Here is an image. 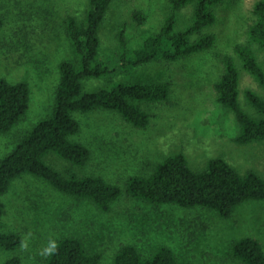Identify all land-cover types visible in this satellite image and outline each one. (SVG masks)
Segmentation results:
<instances>
[{
    "label": "rangeland",
    "instance_id": "rangeland-1",
    "mask_svg": "<svg viewBox=\"0 0 264 264\" xmlns=\"http://www.w3.org/2000/svg\"><path fill=\"white\" fill-rule=\"evenodd\" d=\"M257 0H222L217 21L207 30L218 34L212 49L176 60L159 57L144 65L116 68L114 75L85 80L86 90L125 81L171 82L168 99L146 104L151 122L140 128L117 110L99 107L75 111L80 131L71 136L91 149L84 166H72L50 153L46 161L59 169L79 175L97 174L122 186V194L101 210L90 199L58 190L44 178L25 173L16 178L7 192L0 194L2 228L18 232L27 242L8 250L0 246V264L19 255L22 264H45L40 252L50 240L66 235L82 238L91 252L100 251V264H115L113 258L123 243H134L144 255L159 245L172 247L179 264H244L231 255L234 241L252 236L264 247V200L249 199L228 216L206 207L156 204L138 199L126 190L133 174H148L155 162L168 154L183 151L194 168H203L209 159L226 158L237 170H256L264 176V140L239 144L234 137L240 124L234 112L217 100L216 83L224 65L222 53H233L236 42L248 38ZM87 0H0L4 24L0 27V76L10 81H27L31 87L30 107L8 132L0 134V160L40 118L52 113L60 79L59 64L72 56L66 35L68 14L83 16ZM169 0H119L111 7L102 27V48L109 58L118 51L120 27L128 23L130 44L142 43L156 34L170 12ZM190 5L181 11L175 31L186 28ZM143 10V23L133 20V12ZM192 20V19H191ZM264 63V51L259 50ZM240 66V100L246 87L264 94V87ZM145 106V107H146Z\"/></svg>",
    "mask_w": 264,
    "mask_h": 264
},
{
    "label": "trees",
    "instance_id": "trees-1",
    "mask_svg": "<svg viewBox=\"0 0 264 264\" xmlns=\"http://www.w3.org/2000/svg\"><path fill=\"white\" fill-rule=\"evenodd\" d=\"M117 1L87 0L83 16L68 14L65 27L72 56L59 64L60 79L53 111L40 118L1 158L0 194L7 192L16 178L30 173L44 178L60 191L90 199L101 210H110L112 203L122 194V186L102 175H79L71 169L64 171L48 163L46 157L52 152L72 166L86 165L92 156L91 149L71 138L81 127L74 116L75 111L87 112L99 107L114 109L135 126L146 128L151 122L146 104L168 99L171 82L121 80L86 90L85 80L107 73L114 75L116 68L144 65L159 57L167 60L183 58L212 49L217 42L218 34L207 29L216 23V8L222 0H169L170 12L156 34L146 36L142 43L131 45L127 35L128 23L124 22L118 35L119 49L106 58L101 32L109 10ZM190 5L193 6L188 16L190 24L175 31L181 11ZM253 13L255 18L248 27L247 40L236 42L233 53L220 54L224 71L216 83L218 102L232 110L240 124V131L233 138L239 144L264 140V94L246 87L245 98L254 112L246 109L239 97L238 60L264 87V63L259 55V50L264 51V0L255 2ZM132 17L143 23L147 14L143 10H135ZM3 24L0 9V27ZM30 100L31 87L27 81L13 82L0 76V134L10 131L22 119L30 107ZM126 190L130 195L151 203L201 206L228 217L246 200H264V176L253 169L240 172L221 156L209 159L205 167L196 169L190 165L186 154L178 151L155 162L148 174L129 176ZM2 216L0 207V246L8 250L17 249L24 238L18 232L4 231ZM56 243L58 252L47 257L45 264L101 262L102 253L88 250L79 236L66 235ZM231 255L244 264H264L263 244L252 236L234 241ZM113 260L115 264H179L174 249L166 244L144 255L134 243H123ZM4 264H22V258L15 255Z\"/></svg>",
    "mask_w": 264,
    "mask_h": 264
},
{
    "label": "clouds",
    "instance_id": "clouds-1",
    "mask_svg": "<svg viewBox=\"0 0 264 264\" xmlns=\"http://www.w3.org/2000/svg\"><path fill=\"white\" fill-rule=\"evenodd\" d=\"M21 246L22 248H27V242L26 241H21ZM58 252V244L56 243V241L54 240H50L48 243V246L45 247L41 252L40 255L42 257H49V256H53Z\"/></svg>",
    "mask_w": 264,
    "mask_h": 264
}]
</instances>
